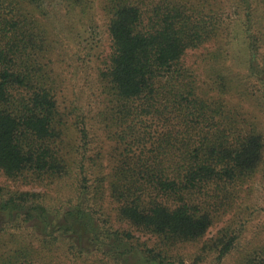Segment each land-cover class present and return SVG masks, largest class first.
<instances>
[{
	"label": "trees",
	"instance_id": "obj_1",
	"mask_svg": "<svg viewBox=\"0 0 264 264\" xmlns=\"http://www.w3.org/2000/svg\"><path fill=\"white\" fill-rule=\"evenodd\" d=\"M95 4L0 0V172L7 181L70 173L57 150L65 123L46 33L82 39L90 25L96 40ZM100 8L111 40L102 80L118 106L115 126L127 125L116 136L129 152L140 150L138 164L111 182L115 212L129 229L112 225L102 210L103 182L95 177L92 185L83 168L76 201L59 207L0 185V264H62L68 256L73 264H264V242L246 239L257 212L250 207L195 255L176 253L179 245L197 246L217 213L230 214L247 184L264 182V0H100ZM213 47L206 90L184 61ZM243 81L255 84L245 89ZM226 95H240L256 111L240 100L229 105ZM161 124L169 127L163 136ZM81 135L88 139L86 126ZM148 146L154 157L143 161ZM148 193L156 197L146 203ZM162 196L175 204L164 205Z\"/></svg>",
	"mask_w": 264,
	"mask_h": 264
},
{
	"label": "rangeland",
	"instance_id": "obj_2",
	"mask_svg": "<svg viewBox=\"0 0 264 264\" xmlns=\"http://www.w3.org/2000/svg\"><path fill=\"white\" fill-rule=\"evenodd\" d=\"M95 1L92 18L98 34L96 40H93L90 25L84 28L85 32L82 33V39L78 38V35V37H70L65 40V37L58 35L56 29L54 31L50 29L46 33V42L53 47L49 58L51 61L50 69L55 82L54 96L60 116L65 123L64 135L60 139L62 142L58 143V147L61 148L59 147L57 150H60L66 158L63 166L69 168V175L56 180L48 177H45V179L36 178V176L29 175L31 177L27 181L11 182L7 181L0 172V185H8L21 191L40 193L45 196V199L52 201H47L51 203V206L59 207L66 205L69 201H76L78 176L83 168V171L86 170L90 182H93L92 185L95 183V177L103 182L102 189L105 187L106 190L103 189L102 192V210L110 216L109 221L112 222L115 228L128 230V225L120 222L115 212L120 203L114 201L110 196L111 182L124 171H130L134 165L138 164L140 150L135 148L133 152H129L124 142L118 140L116 136L126 130L127 125L115 126V119L118 118L116 114L118 106L109 92L110 86H106L107 91L105 90L107 81L103 82L102 80V73L106 71L111 55V40L107 32L106 16L100 8V0ZM36 18L41 23V28L48 25L46 18L43 16L36 13ZM262 50H264V43L261 44ZM61 51H63V55L59 56ZM208 51L213 53L214 47L210 50L201 49L189 52L184 61L186 63L185 68L190 70L197 79V86L206 90L209 86L207 85L209 83V65L212 64L210 62L211 53L208 54ZM229 64L231 63L229 62ZM243 82L245 89L255 84L253 81ZM231 93H235V91ZM240 97V95H237L232 98L230 95H226L228 101L226 103L229 104V100L237 102ZM240 102L245 109L251 112L256 111L257 106L253 102L251 103L242 98ZM80 116L85 123L80 122ZM83 126L87 127L89 134L88 139L85 141H82L81 135ZM158 131L163 136L168 133L169 127L161 124ZM150 147L148 146L141 153L144 157L143 161L154 157V154L148 150ZM140 170L137 169L136 172ZM255 181V184L252 182L244 187L240 193V198L235 201L233 209L229 212L230 214H216L218 219L197 246L192 243L179 245L176 249L177 255L182 254L185 257L189 254L195 255L197 250L201 249L208 240L217 236L218 231L230 218L235 217L236 221L239 216L243 215L242 210L249 207L252 211L257 209V212L247 228L246 239L251 241L260 238L259 242H264V211L260 209L262 207L264 182L260 178ZM92 190L93 188L90 189V193H92ZM93 193H97V197L101 196L99 190H95ZM148 194L147 196L150 198L144 197L146 203H149L151 198L156 197V194ZM157 200L168 207L175 204L173 198L166 196H162ZM139 235V233H136L137 237ZM141 237L142 241H147L151 245L156 242L154 236L141 235ZM61 262L62 264H73L69 256L68 259L62 258ZM206 263L210 264L208 260Z\"/></svg>",
	"mask_w": 264,
	"mask_h": 264
}]
</instances>
